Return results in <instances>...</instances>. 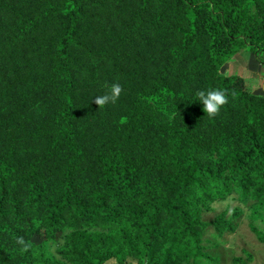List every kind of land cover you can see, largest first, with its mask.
I'll list each match as a JSON object with an SVG mask.
<instances>
[{
  "label": "trees",
  "instance_id": "obj_1",
  "mask_svg": "<svg viewBox=\"0 0 264 264\" xmlns=\"http://www.w3.org/2000/svg\"><path fill=\"white\" fill-rule=\"evenodd\" d=\"M96 1L0 0V57L19 50L35 64L30 83L33 96L49 107L52 123L42 139L57 153L51 170L60 181L58 198L39 216L47 200L43 185L52 184L47 174L15 176L16 169L0 159V264L208 261L201 247L205 234L231 232L241 216L264 246V98L245 91L238 76L222 73L241 53L264 68V0H104L110 2L106 14L120 20L118 49L85 51L76 21L80 7ZM151 2L169 11L166 22L159 11L151 14ZM51 22L57 29L43 36ZM34 33L49 36L46 43ZM124 48L134 54L125 59ZM86 60L101 71L87 84L94 97L101 96L93 87L101 84L100 75L108 80L115 75L109 67L124 64L122 88L137 94L127 104L122 98L121 106L158 128L156 141L139 134L138 153L127 151L126 140L97 153L98 138L71 107L75 73ZM211 89L227 96L213 118L196 97ZM56 93L61 103L52 106ZM1 94L0 122L21 129L24 106ZM93 164L80 180L78 168ZM218 203L225 204L220 211ZM40 230L49 231L53 251L31 240ZM17 238L30 245L27 252ZM234 261L249 264L241 256Z\"/></svg>",
  "mask_w": 264,
  "mask_h": 264
},
{
  "label": "rangeland",
  "instance_id": "obj_2",
  "mask_svg": "<svg viewBox=\"0 0 264 264\" xmlns=\"http://www.w3.org/2000/svg\"><path fill=\"white\" fill-rule=\"evenodd\" d=\"M108 3H104V0H97L92 6L82 5L80 7L79 17L76 21V34L78 43L85 51L91 49L93 52H100L106 47L118 49L115 39L117 38V28L120 20L114 15L106 14L109 13ZM149 9L152 15L159 11L160 20L166 22L169 19V11L159 6L158 3L151 2ZM56 29L54 23L47 24L43 28L46 32L43 36H47L49 33V36H51ZM43 36L34 33V38L41 39L39 42L46 43L45 39L49 36L47 38H43ZM119 52L125 59L134 54L131 49L126 51L125 48L119 50ZM262 56L264 59V55ZM248 57L249 54L246 53L238 55L233 64L229 65L227 74L238 76L242 80L240 85L245 91L252 93L258 99H262L264 98V72L261 73L262 76L260 73H255L252 70V65L248 62ZM93 64L91 60H86L78 66L75 73L76 85L72 93L71 107L85 115L90 130L98 138L97 153H102L121 140H126L129 153L133 151L138 153L136 143L138 135L142 134L146 138L156 141L160 136H155L158 128H151L148 122L136 121V114L133 112L130 114L124 112L127 108H122L121 99L126 98L127 104L137 94L132 88L127 89L125 85L122 88L118 73H122L124 64L116 67H113L115 65L110 66L109 68H112L115 75L108 80L100 75L101 84H93V87L97 88L101 95L108 93L112 84H119L122 92L116 104L121 108L109 103L102 108L95 105L93 109L95 97L87 94V84L92 83L99 76L98 73H101V71L97 73ZM34 68L36 67L32 58L24 61L19 50L15 54L9 52L0 57V92L7 97L14 95L13 105L24 106L22 108L23 125H21V129H13L5 119L0 122V159L16 169L15 176L29 170H35L40 176L47 174L52 184L49 183V187L43 185L44 190L47 191V200L42 206L40 214H38L39 216H45L50 211V205L58 198L60 181H58V175H55L51 170V167L55 164L54 160L57 153L53 150H47L44 144H49V140L45 139L44 141L42 139V132H49L52 120L50 112H48V105L40 101V97L33 96V86L30 81L35 72ZM132 69L133 67L127 68L130 71ZM29 84L32 86H30L31 88L28 86ZM2 95H0V101ZM60 103L61 99L59 94L56 93L50 105L54 106ZM7 109H5V114ZM234 143L240 146L238 136ZM64 144L65 141L62 145ZM93 165L94 167L87 169L84 168L85 165L78 168L77 173L83 172L82 175H79L82 176L79 177L80 180L87 178L95 170V164ZM19 193L21 197L24 193L23 189H20ZM224 207V203L216 205L218 211ZM209 215L210 213L207 214V216ZM49 234V231L40 230L33 234L31 240L35 244L45 243L49 250L53 251L55 245L50 240ZM53 236L57 242L59 235L53 234ZM201 247L204 253L210 255L211 259L208 261H192L191 264H242L234 261L236 256L247 259L249 264H264V246L259 243L254 233L249 229L248 221L244 216L239 218L237 227L231 232L223 228L222 236H219L213 230H209L203 238ZM113 263L110 260L105 264Z\"/></svg>",
  "mask_w": 264,
  "mask_h": 264
},
{
  "label": "clouds",
  "instance_id": "obj_3",
  "mask_svg": "<svg viewBox=\"0 0 264 264\" xmlns=\"http://www.w3.org/2000/svg\"><path fill=\"white\" fill-rule=\"evenodd\" d=\"M122 88L119 84H112L108 93L95 97L93 103L102 108L105 105L112 103L115 104L118 100ZM196 97L200 104L203 105V112L207 114L209 118H213L218 115L220 108L227 103V96L224 90L211 89L208 91L200 90L196 92ZM17 243L22 245V252H27L30 245L27 244L23 238H17Z\"/></svg>",
  "mask_w": 264,
  "mask_h": 264
},
{
  "label": "crops",
  "instance_id": "obj_4",
  "mask_svg": "<svg viewBox=\"0 0 264 264\" xmlns=\"http://www.w3.org/2000/svg\"><path fill=\"white\" fill-rule=\"evenodd\" d=\"M236 60V58L233 59V61L229 64H227L223 70H222V73L224 75H227V76H232L231 74H227L228 72V67L230 64H233V62ZM248 62L252 65V70H254L255 73H261L264 72V68L263 67H259V65L257 64V62L251 57V55H249L248 57ZM262 76V75H261Z\"/></svg>",
  "mask_w": 264,
  "mask_h": 264
}]
</instances>
